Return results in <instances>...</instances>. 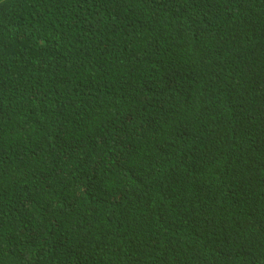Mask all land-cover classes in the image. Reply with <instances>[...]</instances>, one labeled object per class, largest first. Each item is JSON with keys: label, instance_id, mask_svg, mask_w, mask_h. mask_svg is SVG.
<instances>
[{"label": "trees", "instance_id": "1", "mask_svg": "<svg viewBox=\"0 0 264 264\" xmlns=\"http://www.w3.org/2000/svg\"><path fill=\"white\" fill-rule=\"evenodd\" d=\"M0 264H264V0H0Z\"/></svg>", "mask_w": 264, "mask_h": 264}]
</instances>
